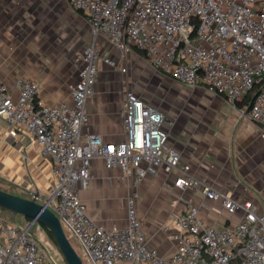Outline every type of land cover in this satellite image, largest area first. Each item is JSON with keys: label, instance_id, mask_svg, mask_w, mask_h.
<instances>
[{"label": "built area", "instance_id": "obj_1", "mask_svg": "<svg viewBox=\"0 0 264 264\" xmlns=\"http://www.w3.org/2000/svg\"><path fill=\"white\" fill-rule=\"evenodd\" d=\"M68 1L85 15L94 35L74 57L78 77L68 85L72 103H48L40 97L39 83L25 78L17 80L14 98L0 79V116L10 134L27 133L53 159L51 189L31 199L57 215L91 264H264V212L252 199L222 191L194 175L189 164L180 165L181 153L169 145L166 116L157 105L128 90L124 139L106 142L94 133L83 139L100 63L128 70L98 47V37L118 49L121 59L134 47L156 70L191 89L221 94L234 105L245 101L240 115L258 123L264 139V0ZM255 88L258 92L248 99ZM98 158L108 168H120L134 187L126 199V225L99 224L81 197ZM160 169L179 172L175 186L199 189L220 202L214 211L239 214L235 225L217 229L200 218L203 205L188 202L184 211L173 214L175 253L163 256L150 247L138 213L137 186ZM37 222L29 218L27 225H18L0 214V264H58L33 236Z\"/></svg>", "mask_w": 264, "mask_h": 264}, {"label": "crops", "instance_id": "obj_2", "mask_svg": "<svg viewBox=\"0 0 264 264\" xmlns=\"http://www.w3.org/2000/svg\"><path fill=\"white\" fill-rule=\"evenodd\" d=\"M93 38L85 15L68 0H0V79L14 98L19 94L17 80L25 78L39 83L40 97L48 103H72L68 85L78 77L74 57ZM97 45L128 70L122 72L100 63L96 93L86 105L89 121L83 139L94 133L106 142H118L125 137L122 112L126 91L132 90L151 102L134 90L127 77L131 61L135 68L146 67L149 61L134 47L121 59L119 50L102 37L97 38ZM157 72L169 76L175 86L191 89ZM182 95L184 100L191 97L188 91ZM219 98L217 106L208 108L200 103L201 108L184 109L183 113L152 103L166 116L169 145L181 153L180 165L189 164L194 175L222 191L252 199L264 212V139L260 125L241 117L239 108L245 101L234 105L225 96ZM9 129L0 116V188L26 198L49 191L53 185L52 157L32 143L27 133L11 135ZM178 174L177 170L167 174L160 169L137 186V208L147 243L163 256L177 249V241L170 237L176 231L173 214L184 211L188 202L203 205L200 218L217 229L232 228L239 217L214 211L212 208L220 207V202L205 198L199 189L175 186ZM133 189L120 168H108L98 158L92 163L91 178L81 197L99 224L123 226L127 222L126 199ZM166 225L169 231L164 230Z\"/></svg>", "mask_w": 264, "mask_h": 264}, {"label": "rangeland", "instance_id": "obj_3", "mask_svg": "<svg viewBox=\"0 0 264 264\" xmlns=\"http://www.w3.org/2000/svg\"><path fill=\"white\" fill-rule=\"evenodd\" d=\"M61 10L63 11L64 9ZM61 33H63L62 29H60V34ZM78 37L80 38V36ZM80 42L83 43L82 39ZM87 44L86 42L83 45L86 46ZM143 60L145 61V59ZM133 61L135 62L137 59L135 58ZM145 63L147 64L146 67H144L143 64L135 68L131 61V70L130 73L127 74V77L130 79L129 81L132 83L134 90L140 91V94L150 99L151 102L163 106L164 108L176 110L178 113L185 112L186 110L184 109L195 110L196 108H201L200 103H205L208 108L218 105V99H220L219 96L221 94L217 95L218 93L201 88L196 90H187L184 88L183 90L181 87L175 86V82L167 78L169 76L166 75V77L164 76L165 74L163 75L157 72L149 62L146 61ZM187 91L191 93V97L184 100L182 93ZM228 124L229 120H227L226 126H228ZM0 214L18 225L25 226L29 222V218L7 208H0ZM32 234L42 245L47 254L53 257L58 264H67L56 242L50 237L48 230L40 222H37L33 226ZM72 244L79 253L84 264H91L89 259L85 256L83 249L79 248L73 238ZM43 263L44 262H42V264Z\"/></svg>", "mask_w": 264, "mask_h": 264}, {"label": "water", "instance_id": "obj_4", "mask_svg": "<svg viewBox=\"0 0 264 264\" xmlns=\"http://www.w3.org/2000/svg\"><path fill=\"white\" fill-rule=\"evenodd\" d=\"M0 207L10 209L28 218H36L49 231L67 264H84L79 253L65 233L57 215L34 199L0 188Z\"/></svg>", "mask_w": 264, "mask_h": 264}, {"label": "trees", "instance_id": "obj_5", "mask_svg": "<svg viewBox=\"0 0 264 264\" xmlns=\"http://www.w3.org/2000/svg\"><path fill=\"white\" fill-rule=\"evenodd\" d=\"M140 53L143 54V55L145 56V53H144V52L140 51ZM257 92H258V88L253 89V90L251 91V93H250L248 99H252V98L254 97V95H255ZM0 208H2V207H0ZM27 218H28V217H27ZM48 233H49V231H48ZM49 235H50V237L53 239V237H52V235H51L50 233H49ZM53 240H54V239H53Z\"/></svg>", "mask_w": 264, "mask_h": 264}]
</instances>
